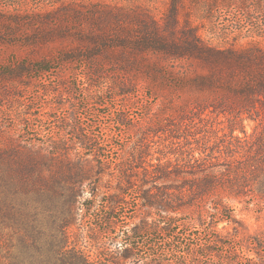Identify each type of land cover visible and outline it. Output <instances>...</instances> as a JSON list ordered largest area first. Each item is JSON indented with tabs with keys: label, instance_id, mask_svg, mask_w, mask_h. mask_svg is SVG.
Masks as SVG:
<instances>
[{
	"label": "rangeland",
	"instance_id": "rangeland-1",
	"mask_svg": "<svg viewBox=\"0 0 264 264\" xmlns=\"http://www.w3.org/2000/svg\"><path fill=\"white\" fill-rule=\"evenodd\" d=\"M94 1L100 2L0 0V37L7 39L0 43V149L83 150L76 142L78 125L93 138L88 147L96 148V155L93 149L88 152L97 156L91 162L99 164L96 170L102 174L84 181L85 191L77 197L67 228L69 246L91 262L168 264L179 259L189 264H235V218L242 219L251 233L262 231L264 208L255 201H241L228 185L204 198L181 193L175 188L190 180V174L156 180L142 174L153 171V166L134 167L138 158H133L144 154L152 163L160 158L172 168L181 165L184 172L211 165L215 170H235L246 163L252 142L239 129L231 130L229 112L220 105L240 101L234 87L225 82L215 88L195 86L194 78L205 68L155 54L144 56L125 74V63L98 60L99 73L90 75L85 60L62 61L76 46L78 24L72 17L13 24L16 17L47 21L42 17L50 14L55 2ZM117 1L127 10L150 9L160 20L171 2ZM240 2L182 0L181 22L190 18L200 36L215 46L230 48L252 40L264 44V37L257 35L264 32V0H248L245 11L238 7ZM37 36L50 39L30 45L28 40ZM19 71L23 73L16 75ZM123 79L132 82L124 85ZM121 117L127 124L119 122ZM244 124L248 134L257 126L249 119ZM263 130L259 125L255 136ZM23 153L14 158L0 155V199L8 195L7 201L14 198L16 205L19 200L3 185L17 179L14 165L27 161ZM121 162L132 163L130 170L137 176L121 180ZM53 198L49 194L38 207L47 250L62 223L66 196Z\"/></svg>",
	"mask_w": 264,
	"mask_h": 264
},
{
	"label": "trees",
	"instance_id": "trees-1",
	"mask_svg": "<svg viewBox=\"0 0 264 264\" xmlns=\"http://www.w3.org/2000/svg\"><path fill=\"white\" fill-rule=\"evenodd\" d=\"M88 5L55 2L49 15L42 18H21L13 20L14 25L31 23H49L51 18L72 17L78 24L75 27L76 46L63 55V62L85 60L89 65L90 75L99 73L97 61H118L126 64L124 74L141 64L144 56L155 54L174 60H187L191 65L199 64L206 70L194 78L195 86L215 88L221 83L231 85L233 92L240 97L235 105L221 102L223 109L229 112L231 130L239 129L245 134V140L251 150L245 155L244 164H237L235 170H215L216 166H200L197 171H183L181 165L157 163L147 160L144 154L133 155L138 158L134 167L150 165L153 171H143L156 180H174L182 173L191 175L190 180H182L175 188L181 193H189L198 198L215 194L220 187H230L235 197L250 204L264 208V130L257 132L259 125L264 129V44L252 40L248 45H235L223 48L207 43L198 33L190 18L181 22L180 8L182 0H171L163 20L156 18L150 9H125L117 0H99ZM247 1L241 0L238 7L247 10ZM72 29V27H71ZM261 38L264 32H260ZM49 36L30 38V45L38 41H49ZM0 37V43L6 42ZM264 41V39H263ZM37 70H47L38 66ZM19 71L16 75H21ZM89 75V74H88ZM132 80L123 79V84ZM238 88V89H235ZM216 108L219 106H215ZM254 120L257 126L252 134L246 130L245 120ZM121 124H127L125 117L119 118ZM77 143L83 150L60 147L54 151L42 147H26L25 153L16 147L0 149L1 154L11 157L23 153L26 160L15 164L17 179L3 185L12 196L19 200L7 201V196L0 199V264H102L91 262L76 247L69 246L67 228L73 219L77 197L85 188V180L102 174L96 170L99 164L91 160L90 148L93 138L81 125L76 130ZM101 149V148H100ZM98 148V150H100ZM10 153V154H9ZM122 158H124L122 156ZM191 159L192 156L190 157ZM25 159V157H24ZM129 159L128 158H124ZM119 175L121 180H130L137 176L130 170L132 163L121 162ZM225 178V179H224ZM174 188V187H173ZM187 191V192H185ZM251 191L256 195H251ZM50 194L51 199L58 194L66 196L62 223L51 236V246L46 248V234L40 217L39 202H44ZM54 201V200H53ZM248 207V206H247ZM42 213H44L42 211ZM222 242L221 239H216ZM49 255L47 259L46 255ZM118 264V263H115ZM163 264V262L159 263ZM168 264H189L179 259ZM202 264V263H193ZM212 264V263H209ZM235 264H264V230L249 232L248 225L235 218Z\"/></svg>",
	"mask_w": 264,
	"mask_h": 264
}]
</instances>
